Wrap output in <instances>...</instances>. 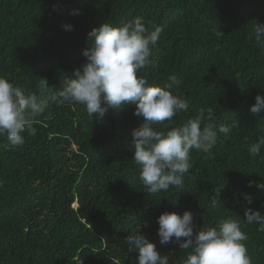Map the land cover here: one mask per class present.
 <instances>
[{"label":"trees","instance_id":"1","mask_svg":"<svg viewBox=\"0 0 264 264\" xmlns=\"http://www.w3.org/2000/svg\"><path fill=\"white\" fill-rule=\"evenodd\" d=\"M136 17L149 31L161 29L152 64L139 75L161 87L175 75L173 92L189 104L174 125L153 127L166 132L202 108L212 109L217 125L236 126L210 153L191 151L183 189L151 196L132 160L131 132L142 123L135 103L110 108L103 121L82 105L52 103L23 146L0 137V264H137L138 251L124 241L138 226L169 264H183L191 250L161 244L157 218L186 210L194 214L193 236L238 220L252 264H264V232L244 220L247 208L264 214V192L248 184L264 182V148L249 154L264 135V110L250 111L264 93V53L254 36L264 0H0V76L37 95L46 77V97L58 95L86 60L89 31Z\"/></svg>","mask_w":264,"mask_h":264},{"label":"clouds","instance_id":"2","mask_svg":"<svg viewBox=\"0 0 264 264\" xmlns=\"http://www.w3.org/2000/svg\"><path fill=\"white\" fill-rule=\"evenodd\" d=\"M71 15L79 14L72 10ZM66 31L74 30L72 24L63 25ZM160 28L149 31L143 17H136L121 27L104 22L88 32L91 42L83 50L85 62L74 72V77L63 82L61 91L46 97L50 91L49 81L40 77L39 95L25 94L18 85L0 76V137L6 136L12 148L21 147L28 136H35L34 124L44 115L52 103L79 104L86 108L89 117L96 114L103 121L112 107L135 103L134 115L142 120L131 132L132 160L139 167L143 190L151 196L167 192L171 187L183 189L184 178L192 167V150L210 153L217 144L220 134L228 136L232 125H217L212 109H201L199 114L180 126L159 131L154 124L165 128L175 124L174 117L187 111L189 104L173 92L180 81L175 75L170 83L153 86L141 75L140 70L152 64V49L160 39ZM255 42L264 53V24L257 23L254 29ZM89 44V43H88ZM264 110V93L255 97L250 111L259 114ZM167 122V123H165ZM264 132V128L260 129ZM264 148V135L251 145L249 154L260 156ZM264 192V182L249 181ZM221 188L216 189L220 196ZM248 204L250 196H245ZM219 201H211L215 207ZM247 224H258L264 232V214L247 208L244 212ZM158 236L161 244L170 242L179 245L180 250H191L183 264H252L246 245L247 235L238 220L231 217L221 220L216 227H203L193 236L194 214L186 210L183 214L163 212L158 218ZM146 226V225H145ZM129 251H138L137 264H169V256L158 251L147 235L138 226L124 241Z\"/></svg>","mask_w":264,"mask_h":264}]
</instances>
